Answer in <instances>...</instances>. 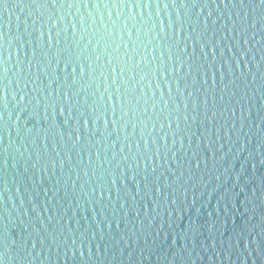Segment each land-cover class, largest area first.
Listing matches in <instances>:
<instances>
[{
  "label": "water",
  "instance_id": "95a60500",
  "mask_svg": "<svg viewBox=\"0 0 264 264\" xmlns=\"http://www.w3.org/2000/svg\"><path fill=\"white\" fill-rule=\"evenodd\" d=\"M45 2V8L36 6ZM105 2L88 0L84 7V0H7L6 8L0 7V53L9 70L2 81L7 108L0 101V251L7 247L6 264H264V31L255 30L253 36L250 30L247 45L238 34L227 33L223 55L217 47L213 59L211 49H206V63H202L204 58L196 47L197 62L201 63L195 73L196 83L191 75L177 77L179 83L169 77L175 100L170 104L171 129L167 121L160 129L149 102L145 115H153V120L148 123L145 138L150 143L153 138L157 140L162 156L146 161L137 152L138 143L143 151L139 126L133 132L131 125L124 131L116 125L113 131L109 123V136L102 120L98 128L91 122L83 126L81 112L90 111L88 106L98 100L104 82L97 70L96 79L86 71L84 78L73 84L72 68L79 73L76 57L86 69L85 57L95 58L88 43L93 18L98 27L101 16L108 20L109 11L114 19L117 11L127 14L126 9H105ZM164 2L161 0L157 9L153 0V7L143 11L145 17L152 13L157 32L161 19L167 26L169 18L175 21L177 14L185 18L188 13L193 21L199 19L201 26L207 20L210 29H218L219 38L226 31L220 26L225 21L230 26L228 13L235 19V13L243 16L244 12L231 4L225 9L220 0H209L207 8L200 6L203 0L189 8L181 7V0H175V7L173 0H166L168 8L163 7ZM185 2L191 4V0ZM81 16L86 32L80 29ZM73 24L77 26L75 32ZM191 44L189 41V52ZM233 54L240 60L239 67ZM154 55L158 57L159 50ZM69 56L73 63H68ZM207 63L213 64V69L208 70ZM149 79L151 90L147 88ZM156 82L149 74L145 91L150 97L154 92L156 99L163 91L167 98L169 86L161 79V88L156 89ZM65 93L69 102L64 104V111L59 105L55 110L47 107L50 101L46 96L61 98ZM241 96L243 117L239 105L235 115L224 110L225 104L231 109ZM195 98L199 100L196 110L192 108ZM213 114L215 120L210 119ZM165 133L166 146L161 140ZM76 136H83V149L73 144ZM152 150L155 152L156 145ZM181 172L184 176L180 182L176 177ZM146 176L151 183L147 189ZM113 177L115 185L111 183ZM81 234L87 237L82 249ZM73 239L76 246H72Z\"/></svg>",
  "mask_w": 264,
  "mask_h": 264
},
{
  "label": "snow or ice",
  "instance_id": "6c2138e0",
  "mask_svg": "<svg viewBox=\"0 0 264 264\" xmlns=\"http://www.w3.org/2000/svg\"><path fill=\"white\" fill-rule=\"evenodd\" d=\"M215 3V0H212ZM55 3V0H53ZM161 0H155V6L159 9ZM198 3V0H191V4H187L185 0H181V7L189 8L195 7ZM220 3L223 4L224 8L227 9L229 4L232 8H241L244 10L243 16L240 12L235 13V19H232V13H228L229 19L231 21L230 26L229 22L225 21L221 26L220 30L222 34L217 38L216 33L218 29L215 27L209 28L207 20H204L203 25L199 19L193 21L188 13H185V18H181L179 14L175 21L171 18L167 21V26H165L164 20L159 21V30L155 31L157 24L153 21L152 13L149 11L147 17L143 15L144 9H150L153 7V0H111V3L106 2L103 4L105 9L108 8H118L126 9L127 14L117 11L116 18H113L112 12L107 13L108 20L105 21L103 16L100 18V25L96 26V21L93 18L89 27L93 28L92 34L89 37L88 43L92 45V50L95 53V58L85 57L88 60L87 69L83 62H80V57H76V62L79 64V73L77 74L76 67L72 68L71 79L74 84L76 81L84 78L87 71L88 76L91 79H96L95 73L99 70V75L103 77L104 82V91L100 92L98 100H93L92 104L88 107L90 111L85 114L81 112V116L84 117L83 126L86 127L91 122L92 125L98 128V122L103 121L104 131L107 133V136L111 135L109 131V123L115 131V126L119 125V129L124 131L131 125L133 132L139 126L141 139L143 140V151L140 150L139 143L137 144V152L140 156L144 157L146 161H151L153 157H161L160 148L156 139H152L151 143L149 139L145 138V130L147 129L149 121L153 120V115L156 120L160 122V129L163 130L165 127L164 121H167L169 129L172 127V116L173 110L170 108V104L175 103V100L172 95V89L170 87L169 77H172L173 80L184 79L185 76L191 75L193 77V84L196 83V75L201 69V63L197 62L196 57V47L199 46L200 53L202 54L204 60L202 63L207 62V57L209 56V51L206 49H211V56L213 59L216 57V48L219 47L220 54L223 55L224 47L222 43L224 40L228 39L227 33H236L241 38H243L244 44L249 43V31L253 30V36L255 35V30L264 31V0H220ZM7 0H0V7L3 9L7 6ZM38 8L47 7V3L37 4ZM70 7L73 5H69ZM79 7V3L75 5ZM88 6V0H84V7ZM168 3H163L164 8H168ZM173 7H175V0H173ZM202 8L209 7V0H203V3L200 5ZM219 4H216V7H219ZM59 7H64L63 3ZM97 9L100 8V4L95 5ZM139 10V11H137ZM212 15L211 12L208 14ZM156 16L159 17V11H157ZM61 20L64 19L63 16L60 17ZM86 21L83 16L80 17L79 25L80 29L87 31L85 27ZM216 19L212 20V25L215 26ZM186 25L188 30L186 31ZM259 25V29H257ZM56 26V22H53L52 27ZM74 32L77 30L76 24L72 25ZM211 32V36L209 33ZM183 33V35H182ZM60 30L56 32L57 43L59 42ZM126 37V38H125ZM93 39H95V44H92ZM233 39H236L233 36ZM53 37L51 35V30L49 31L48 41L51 45ZM261 40H264V35L261 36ZM189 41L192 42L191 48L192 51L189 52ZM98 45L102 47L97 49ZM183 45V47H181ZM240 41L236 40V47L239 48ZM87 47V45H86ZM231 50V45L228 46ZM121 49H123L121 51ZM151 49V51H149ZM159 50V56L154 55V52ZM251 51V49H249ZM123 53V55H121ZM241 56H244V52H240ZM151 57V59H149ZM102 58H104L102 60ZM232 59L235 60L236 66L239 67L240 60L236 58L233 54ZM264 59V56L261 57ZM159 61L158 63H153L154 61ZM99 62V63H98ZM68 63H73V58L68 57ZM225 63H229L228 60H225ZM247 64V61L245 62ZM214 65L207 63V69H213ZM220 67H223L221 65ZM107 70V74H106ZM8 68L5 66V61L2 59V53H0V101H3L4 107L7 108V99H6V86L3 85L2 81L8 75ZM231 71V67H229ZM183 73V75H181ZM151 74V78L156 79L155 88L160 89L161 84L160 80L162 79L165 85H168L167 98H165V93L160 92L159 99H156L155 93L150 97L145 91L144 81ZM158 74V76H157ZM137 75L139 79H137ZM243 75V73H241ZM110 79V82H109ZM221 82L224 80V73H220ZM207 81H205V84ZM213 86L216 84L215 71H213ZM139 86V87H138ZM71 85H69V88ZM147 88L151 90V79H149ZM223 88H227V85H223ZM215 89L213 88V91ZM223 90V89H222ZM260 90V89H258ZM99 92V87H97ZM95 95V94H94ZM193 95V93H189ZM24 99V96H21V100ZM244 97L241 96L236 100L235 105L229 109L228 104L224 105V110H231L233 115H235L236 105H239L241 111V117H243V112L245 110L243 104ZM46 101H50L47 107L53 108L57 105L60 106V110L64 111V104L69 102L68 94L65 93L63 97L58 98L55 95L49 94L45 97ZM221 102L224 101L223 95L220 97ZM141 101L143 102V107H140ZM151 101L150 107L153 110V115H145L149 112V102ZM231 103V101L229 102ZM159 109L157 110V108ZM199 106L198 98L193 99L192 108L196 110ZM177 111L179 105L176 106ZM204 107L207 109L208 100L205 97ZM213 107L215 105V97H213ZM185 110L188 108V105H184ZM111 113V115H110ZM166 114V116H165ZM109 115L111 120H109ZM222 116L223 113H220ZM185 120L188 119V116L185 114L183 117ZM216 115L213 114L210 118L215 120ZM175 119L180 120V116L176 115ZM261 123H264L262 119ZM227 121L225 122V125ZM179 124L177 123V128ZM223 127V126H222ZM234 127V125H233ZM219 131V129H217ZM166 136H161V140H165L166 146ZM83 136H76V139L73 141L74 145L80 146L83 149L82 144ZM119 138V137H117ZM125 140L128 139V135L125 132ZM156 145V150L153 152L152 146ZM130 147V145H129ZM123 151V148L121 149ZM97 156H99V151H97ZM127 159V157H125ZM136 159V157H133ZM63 161H61V166H63ZM137 167L139 164L137 163ZM147 167V164H145ZM198 167V165H197ZM155 171V168H153ZM184 176V173L181 172L177 181L181 182V178ZM103 177H101V180ZM121 180H123V174L121 175ZM112 185L116 184V179L113 177L111 181ZM151 186V183L148 182L147 176L145 177L144 188L147 189ZM101 195H103V183L100 185ZM183 188V184L181 183ZM95 191V189H94ZM172 203H177L176 200H173ZM53 240L55 238L53 237ZM87 240L83 234H81L80 246L81 249L83 244ZM66 243V241H65ZM72 246H76V240H72ZM35 247V245H33ZM91 247H89L88 252L91 255ZM7 247L5 246L4 251H0V264H6ZM81 256L83 257L84 252L81 250ZM31 255V253H29Z\"/></svg>",
  "mask_w": 264,
  "mask_h": 264
}]
</instances>
